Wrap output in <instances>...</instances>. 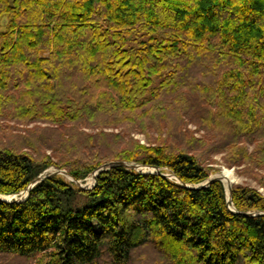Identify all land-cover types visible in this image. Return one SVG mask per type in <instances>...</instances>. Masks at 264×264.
<instances>
[{"label":"trees","instance_id":"trees-1","mask_svg":"<svg viewBox=\"0 0 264 264\" xmlns=\"http://www.w3.org/2000/svg\"><path fill=\"white\" fill-rule=\"evenodd\" d=\"M163 126L156 143L130 133ZM216 152L264 168V0H0V194L116 159L194 185ZM229 203L264 210L248 186ZM0 264H264V214L231 211L217 178L53 173L0 199Z\"/></svg>","mask_w":264,"mask_h":264},{"label":"rangeland","instance_id":"rangeland-1","mask_svg":"<svg viewBox=\"0 0 264 264\" xmlns=\"http://www.w3.org/2000/svg\"><path fill=\"white\" fill-rule=\"evenodd\" d=\"M8 122L14 124L15 126H18L19 129L20 128L22 129V127L26 125V124H23L22 122H16V121H10V120ZM32 124H34V122L28 123L29 126H31ZM181 125H182L183 130L187 129V131H190L191 133H193V135L199 136L203 138L204 140H210L212 138L211 136L212 134L209 133L208 130H206L204 127L200 126L199 123L194 122L193 120H189L186 118ZM86 129L89 131L97 130V128L95 127H86ZM102 129H105L108 131H117L123 134L128 132L124 129V127L119 126V125L107 126V127H103ZM130 133L135 139H137L141 143H145V144L146 143H156L160 141L163 136H166V127L163 126V128L160 131L155 130V129H147L146 131L133 130V131H130ZM248 146H251V145L248 144ZM210 158H211V161L209 162V164L211 165L212 170L208 177L219 174V172L222 171L223 168H228L233 173V180L231 182V186L235 184L248 186V187L255 189L261 196L264 197V168L245 164V163H239V164L230 163L225 158V154L223 152L210 153ZM55 168L56 167L54 166H49L44 170L43 173L45 174L50 171H53ZM63 176L64 178L70 180L65 175ZM220 180L222 181L224 185L225 193H227L225 182L222 179ZM81 182L85 186L92 185L93 179H92L91 174H88L84 179L81 180ZM199 183H196V184L198 185ZM18 195H19L18 193L2 194V196L7 197V198L16 197Z\"/></svg>","mask_w":264,"mask_h":264},{"label":"water","instance_id":"water-1","mask_svg":"<svg viewBox=\"0 0 264 264\" xmlns=\"http://www.w3.org/2000/svg\"><path fill=\"white\" fill-rule=\"evenodd\" d=\"M113 164H121L124 165L126 167L129 168H135L137 170L140 171H152V172H157V173H161L164 174L166 176L169 177H173L175 178L178 182H180L182 185L184 186H188V187H201V186H205L207 185L210 181H212L213 179H222L220 175H214L211 177L206 178L205 180H203L202 182H200L198 185L197 184H188L184 181H182L177 175H175L172 172L169 171H159V167L157 165H151V164H144V163H140V162H136V161H131V160H123V159H116V160H108L103 162L102 164H100L98 167H96L94 170H92V172L90 173L93 179V183L90 186H85L83 185V183L81 182V179L79 178H74L70 173H68L65 169L63 168H55L53 171H50L48 173H39L38 175H36L27 185L25 188H23L22 190H20L19 195L16 197H4L2 196V194H0V199H3L5 201H18L21 200L22 198H24L27 194H28V190L29 188L36 183L37 181H39L40 179H42L43 177L47 176V175H51L53 173H61L63 175H65L67 178H69L70 180L74 181L77 185L84 187V188H88L91 187L95 184L96 182V175L97 172L102 169L105 168L109 165H113ZM149 168V169H147ZM151 168V169H150ZM232 197V186L231 184L228 185L227 187V193H226V201H227V206L231 211L234 212H239L242 213L244 215H255V214H264V210H239L237 208H235L234 206L230 205L229 201L231 200Z\"/></svg>","mask_w":264,"mask_h":264},{"label":"bare ground","instance_id":"bare-ground-1","mask_svg":"<svg viewBox=\"0 0 264 264\" xmlns=\"http://www.w3.org/2000/svg\"><path fill=\"white\" fill-rule=\"evenodd\" d=\"M218 175H220L221 178H222V180L225 182L226 189H227L228 185L231 184V182L233 180V173H232V171L230 169H228V168H223L222 171H220Z\"/></svg>","mask_w":264,"mask_h":264}]
</instances>
